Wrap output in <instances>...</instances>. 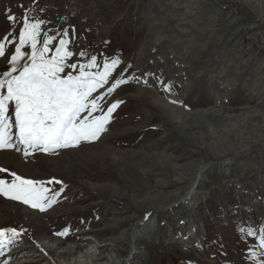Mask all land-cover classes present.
<instances>
[{
	"label": "rangeland",
	"instance_id": "rangeland-1",
	"mask_svg": "<svg viewBox=\"0 0 264 264\" xmlns=\"http://www.w3.org/2000/svg\"><path fill=\"white\" fill-rule=\"evenodd\" d=\"M9 11L17 17L15 25L7 19ZM25 13L32 22L44 21L42 30L50 35L69 29L72 36L75 29L73 51L86 49L101 63L105 57H120L122 63L113 76L122 74L128 83L105 98L104 110L116 100L123 103L113 113L106 133L79 146L100 145L91 149L100 152L93 156L95 161L82 170L103 182L119 181L125 193L117 198L103 185L93 189L75 171L67 178V172L55 170L40 154L35 161L42 172L25 173L16 163L7 165L0 160V167L8 169L0 173V179L10 182L15 171L44 181L50 189L48 196L60 192L53 208L64 209L62 214L44 217L52 208L43 213L38 209V217L33 218L23 209H34L30 205L22 201L9 205L0 195V228L26 230L0 255V264H59L56 254L38 246L51 245L55 236L82 246L64 264L85 259L84 250H95L96 246L81 242L86 228L106 219L105 209L109 210L107 217L112 210L132 209L129 193L156 189L154 179L162 175V167L155 165L153 174L139 178L140 168L133 167L123 150L144 153L152 161L172 154L175 163L183 164L176 172L187 178L180 184L183 194L193 184L197 170L193 163L212 158L200 184L196 183L193 200L184 204L196 209L195 216L184 205L171 215L160 213L154 231L141 236L132 264H264V248L260 247L264 228V0H0V35L15 31V38L10 39L18 43ZM22 51L30 53V46L26 44ZM80 59L87 62L88 57ZM7 67L0 58V70ZM169 83L171 92L164 88ZM156 92L183 112L200 111L197 120L192 123L186 116L190 128L180 133L171 121L169 107L155 99ZM241 114L247 119L235 117ZM234 117L238 123L233 127ZM106 150L111 154L105 155ZM218 157L233 160L230 170L219 165ZM121 159L129 162L123 169L113 163ZM168 170L174 188V171L170 166ZM52 178L62 183L49 184ZM100 198L105 201L97 204ZM249 228L256 234L248 235ZM64 229H68L66 236L56 235ZM25 244L33 247L15 255ZM40 254L43 260L29 262ZM111 254L117 253L106 250L105 263ZM128 255L133 253L125 248L123 256Z\"/></svg>",
	"mask_w": 264,
	"mask_h": 264
},
{
	"label": "snow or ice",
	"instance_id": "snow-or-ice-1",
	"mask_svg": "<svg viewBox=\"0 0 264 264\" xmlns=\"http://www.w3.org/2000/svg\"><path fill=\"white\" fill-rule=\"evenodd\" d=\"M6 15L15 25L17 17L10 11ZM20 23L18 43L10 39V36L15 38V31L0 35V58L8 65L0 70V150H14L27 159L37 152L58 153L78 147L81 142L98 140L108 131L113 113L123 103L116 100L104 110L105 98L128 83L122 74L113 76L122 63L120 57H105L101 63L97 55H91L86 49L71 50L70 46L75 47V29L71 30L72 36L69 29L50 35L42 30L44 21L32 22L26 13ZM26 44L30 46V53L22 51ZM85 57L87 62H81L80 58ZM164 88L171 92V83ZM97 112L101 114L95 115ZM6 172L7 168L0 167V173ZM11 177L10 182L0 179V195L22 201L41 212L56 203L60 195L52 192L48 196L50 189L44 181L26 178L15 171ZM48 183L62 181L52 178ZM24 231L0 228V255ZM260 232V247L264 248V228ZM67 234L68 229L56 233ZM255 234V230L248 229V235Z\"/></svg>",
	"mask_w": 264,
	"mask_h": 264
},
{
	"label": "bare ground",
	"instance_id": "bare-ground-1",
	"mask_svg": "<svg viewBox=\"0 0 264 264\" xmlns=\"http://www.w3.org/2000/svg\"><path fill=\"white\" fill-rule=\"evenodd\" d=\"M155 99H157V101L162 103L165 107H169L170 109L169 115L171 117V121L175 124L176 128L180 131V133L190 128V123L188 122L189 119L187 120L186 116H189L191 122L193 123L194 120H197V115L200 113V111H194L191 114L187 112H183L179 110L177 106L168 103L165 100V98L159 96L157 92L155 93ZM240 116H242V118ZM244 116L245 114H241L235 117L236 118L240 117L239 120H244L246 118ZM235 117L233 118L234 119L233 122L234 124L232 125L233 127L235 124L238 123ZM110 127H115V125L113 124ZM191 128H195V127H191ZM127 130L128 128L123 129V131H127ZM105 137L107 140L109 139L108 135ZM98 147H100V145L98 144H92V145L84 144L78 146V148L75 147V148L60 150L58 153L37 152L36 154H40L39 156L43 157L47 161V163L55 170H59L61 172H67L68 174H65L67 178H70V176L73 177L72 173L70 172L75 171V173L77 174L76 177L79 178L80 180H84V182L88 183L91 187H93V189L96 186L103 185L110 191V194L113 197H117V198L122 197L125 193V190L122 189V185L120 184L119 181L108 179L105 182H103L102 179L97 177L96 175L86 174L82 170V168H88L92 164V162L95 161L93 156H95L97 153L100 152H97L96 150L92 151L91 149H95ZM111 149L115 153L118 152L114 148ZM123 151L127 159L132 160L133 167L140 168L141 173L139 178L147 177L148 173L153 174L155 171L154 170L155 165H159L160 167H162L163 170L161 173H159L162 175L156 176V179H154L153 182L155 184L156 189L150 188L147 192L142 194H139L138 192L129 193L128 206L132 207V209L120 210V211L112 210L110 217H107V215L109 214V210L105 209L103 216L106 215V219H104L101 223H97L93 226L86 228L87 235L83 239H81L82 243L88 242L90 245L92 244L96 246V249L84 250L83 256H85V259L83 260L75 259L74 264H132L133 256H135V254L138 253L136 252V248L139 244V241L142 240L141 236L145 234L150 235L154 231L155 228L154 226L158 221V217L160 213H163L164 215H168V214L171 215L172 211L180 208V206L184 205L187 202L189 203V201L193 200V197L196 193V191H194V188L196 189L195 187L196 183L200 184L202 180L201 178L207 171L208 166L211 163L210 160L212 159V158L209 159L201 158L193 163V166L197 169L193 175V184L191 185L190 189L183 194L180 191V184L185 182L187 178L185 175L177 173L178 168L183 167V164L179 165L175 163V161H173L174 157L172 156V154H168V156L167 154H163L162 156L159 157L158 161H152L151 159H147L146 157L148 156H146V154L144 153L135 152V150L134 151L123 150ZM72 153L74 154V157L71 156ZM103 153L105 155L111 154L108 150H106ZM36 154L32 157L25 159L22 153H18L14 150H7V151L0 150V160L5 161L7 165L10 164L11 162L16 163V165L20 169H23V172L25 173L42 172L43 169L41 168L40 163L38 162V160L35 161L37 157ZM162 157H165L168 160H164L162 159ZM218 158L221 160L219 162V165H223L222 167H226L227 171L230 170V168L234 163L233 160L231 158H225V157H218ZM122 159L113 161L115 167L119 169H123V167H126L128 165L129 162L126 161L128 163H125V161H123ZM168 166L172 167L174 171V177L171 178V181L176 185V187L174 188L170 187V181L168 178L171 177V174L169 173ZM166 173L169 175V177L166 176ZM124 177L127 181L130 180L131 178L130 176H125V175ZM4 198H5L4 201L9 205H14L17 204L18 202L17 200H12L7 197ZM104 201L105 198H100V200L97 201L96 203L99 204V203H103ZM53 206L50 207L52 208L51 210L45 211V214L42 216L44 217L50 214L52 216H57L58 214H62L64 212V209L62 207L58 206L53 208ZM184 208L186 209V212L189 213V215L195 216L196 209L189 208V205L188 206L184 205ZM23 209H25V213L29 214L31 217L33 218L38 217L35 214V210L38 209H30L27 207ZM123 223H125V225H122ZM119 224L121 226H119ZM50 241L52 242L51 245L48 244L47 242V243L39 244L38 246L44 252L56 254L58 256L59 264H64L68 256H73V254L75 253L74 250L76 248L82 247L81 244H76V242L67 244L64 239H60L59 237L56 236L52 237ZM28 246L30 245L26 246L25 244L24 247H21L22 249H20V251H16L14 252V254L19 255L23 253L24 252L23 250L28 248ZM30 247L33 246L31 245ZM125 248L130 253H133V255L123 256V251L125 250ZM106 250L109 251L114 250L117 253L115 255L111 254V256H109L110 260L107 263L104 262L105 261L104 259L108 261L107 259L108 256L105 255ZM11 256H13V254ZM43 256L44 255L40 254L38 255V259H30V261L29 260L28 261L38 263L41 260H43L44 258ZM54 263L56 262L54 261ZM11 264H22V263L13 262Z\"/></svg>",
	"mask_w": 264,
	"mask_h": 264
}]
</instances>
